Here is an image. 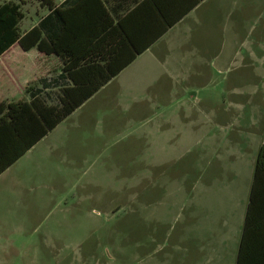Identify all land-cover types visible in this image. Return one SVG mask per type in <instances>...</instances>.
Masks as SVG:
<instances>
[{
	"label": "crops",
	"instance_id": "obj_1",
	"mask_svg": "<svg viewBox=\"0 0 264 264\" xmlns=\"http://www.w3.org/2000/svg\"><path fill=\"white\" fill-rule=\"evenodd\" d=\"M13 1L27 8L19 21L21 33L53 16L42 34L47 41L58 39L60 52L45 53L36 47L24 50L15 42L1 53L0 104L29 101L32 93L46 105L54 104L50 90L72 84L65 77L64 58H79L76 75L80 79L90 74L96 81L115 74L7 166L19 142H13L15 138L0 123V195L9 189L24 192L30 175L23 167L42 148L52 152L61 146L65 158L71 154L78 159L80 130L97 116L112 121L142 119L144 123L154 119L157 123L145 124L144 129L148 133L152 126L151 130L160 132L162 122L174 116L165 115L161 104L179 101L175 95L181 86L193 74H203L211 91L209 100L212 105L220 102L221 107L211 108L202 129L192 131L191 136L204 137V145L213 152L220 147L215 176L226 188L207 198L206 208V190L194 184L190 220L209 234L207 241L196 244L204 264H235L257 153L264 144V86L260 84L264 0ZM17 56L33 59L20 64ZM255 94L260 96L256 106L251 100ZM247 104L253 112H245ZM6 112L0 107V118H7ZM31 135L29 129L27 138ZM195 138L190 145L197 144ZM258 197L264 199V192ZM221 201L238 208L237 216L225 218L223 210L215 208ZM229 236L230 243L225 242ZM195 256H190L191 262H197Z\"/></svg>",
	"mask_w": 264,
	"mask_h": 264
},
{
	"label": "rangeland",
	"instance_id": "obj_2",
	"mask_svg": "<svg viewBox=\"0 0 264 264\" xmlns=\"http://www.w3.org/2000/svg\"><path fill=\"white\" fill-rule=\"evenodd\" d=\"M16 59L28 64L33 57ZM51 67L53 74L55 63ZM59 88L50 90L53 103ZM209 90L203 74H193L177 91L179 101L161 104L165 115L175 117L163 121L160 132L144 129L156 124L154 119L97 116L80 130L78 159L65 158L61 146L36 152L23 167L30 175L24 192L9 189L0 195V264H204L196 244L209 234L190 220L192 188L198 183L206 190V208L207 198L226 188L215 176L220 147L213 152L204 137L191 136L202 129L211 108L221 107L212 105ZM251 98L256 106L260 96ZM245 112L253 106L247 104ZM194 138L197 144L190 145ZM215 208L225 218L239 211L230 201Z\"/></svg>",
	"mask_w": 264,
	"mask_h": 264
},
{
	"label": "trees",
	"instance_id": "obj_3",
	"mask_svg": "<svg viewBox=\"0 0 264 264\" xmlns=\"http://www.w3.org/2000/svg\"><path fill=\"white\" fill-rule=\"evenodd\" d=\"M22 17L23 11L19 2L8 0L0 3V54L15 42H18L24 50L36 47L45 53L60 52L58 39L55 41L51 38L47 41L42 34L46 23L53 16L43 18L37 26L24 33H21L19 28V21ZM78 59L76 57L64 58L66 62L65 77L72 84H65L59 88L58 103L46 105L32 93L29 101L0 104L2 109H7L5 115L8 118L1 117L0 123L6 132L15 138L13 142H19L18 147H15L4 166L17 159L28 147L54 128L71 111L95 93L110 76L115 74V72H111L106 77L96 81H92L93 77L90 74L80 79L81 76L76 75ZM84 60L86 61V58ZM90 60L88 59V61ZM29 129L32 135L28 139L27 132ZM9 145L8 147H10ZM0 154H2V150ZM260 191L264 192V144L260 146L257 153L250 198L246 208L235 264H264V199L258 197Z\"/></svg>",
	"mask_w": 264,
	"mask_h": 264
}]
</instances>
